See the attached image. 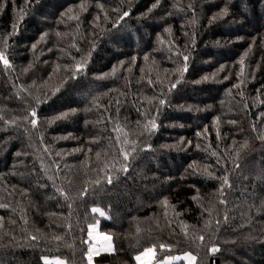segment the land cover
Returning <instances> with one entry per match:
<instances>
[{"label":"trees","instance_id":"1","mask_svg":"<svg viewBox=\"0 0 264 264\" xmlns=\"http://www.w3.org/2000/svg\"><path fill=\"white\" fill-rule=\"evenodd\" d=\"M0 3V51L11 64H0V264H88L89 225L113 247L92 264H137L153 246L154 261L190 252L195 264H264V0H160L151 12L155 0ZM184 55L188 70L169 91ZM153 117L157 128L145 132ZM133 147L128 171L113 168Z\"/></svg>","mask_w":264,"mask_h":264},{"label":"snow or ice","instance_id":"2","mask_svg":"<svg viewBox=\"0 0 264 264\" xmlns=\"http://www.w3.org/2000/svg\"><path fill=\"white\" fill-rule=\"evenodd\" d=\"M25 3L27 4L28 3V0H25ZM160 4V0H155V3H153V5L151 6V8L148 9V12H151L153 8H156L158 5ZM175 6V5H174ZM3 7V4L0 3V8ZM97 7L103 9V4H100V3H97ZM189 7H191V4H189ZM80 8L81 10H86L85 8V5L82 3L80 5ZM69 13L72 12V9L69 8L67 10ZM228 13V9L227 7H223L220 9V11L218 13H215L212 17L209 18V23L211 24L214 20L216 19H220V18H223L225 15H227ZM61 15H65V13H61ZM129 15V12L128 11H123L122 15H120L119 19L117 20V24L120 22V20H123L124 17H127ZM68 19H78V16H73V15H69L68 16ZM98 19V17H97ZM193 23H195V20H193ZM116 25L114 24L113 27H115ZM12 28L14 30H16L17 28V25L14 23L12 25ZM165 31L166 32H169L170 29L169 28H165ZM12 35V33H7L6 36H5V43L7 42V36H10ZM46 34L44 33H41V40L44 39V36ZM57 35L59 36L60 33H57ZM185 35H187V33H185ZM158 40L160 41V43H163L164 41L162 39H160L158 37ZM37 43H39V41H37ZM192 44L194 45L195 44V34H193L192 36ZM32 48L33 50L36 48V43H34L32 45ZM252 48V45H249V50ZM247 51L241 55V57L239 58V65H240V70L237 72V79L239 81V83L237 84H233L232 87L233 88H239L240 87V84L243 83V80H242V77L245 75V57L247 56ZM135 57L132 58L133 62H135ZM145 59H147V57H145ZM183 60H184V64L181 68H178L176 71L179 72V76L176 78L175 82H172L169 84V91H171L172 89H175L177 87V84H179L181 82V80L183 79V76H184V73L188 70V60H189V56L188 55H184L183 56ZM121 63H123V61H121ZM0 64H3V66L5 67V69L7 68H10L11 67V64L8 60V58L6 57L5 53L3 51H0ZM86 64V60L85 61H82V62H78L76 65H75V70L73 71L72 73V78H75L76 75L79 73V71L81 69L84 68ZM225 69V66L224 65H220L219 69H217V71L213 72L212 74H206L204 75L203 77H201V80H208V79H214L218 76V73L220 71H224ZM25 71H27V69H25ZM113 74H115L116 72V67L113 66ZM104 76L108 75L107 73L103 74ZM224 79H228L227 76L224 77ZM201 81L200 80H197V81H194V83H200ZM149 83H151V81H149ZM55 91V90H54ZM241 96H243V94L241 93L240 94ZM119 103V101H118ZM166 103V100L165 99H159V105L163 106L164 104ZM247 107V105H245ZM71 111H76V109H71ZM30 117H31V120H30V123L31 125L33 126V128L37 127V123H38V114L36 112V110L33 108L29 114H28ZM264 115V114H262ZM67 116V113H60L58 116H54V117H51L49 120H48V123H52L53 120H56V119H61L63 117ZM25 119H27V117H25ZM218 121H217V118H214L213 120V123L216 124ZM5 123H15V120L13 121H5ZM232 123H235L234 121H232ZM157 128V124H156V121H155V117H153L151 120H148L144 125H143V129L145 132H148V133H151L152 131H154L155 129ZM253 131H256V128L255 126H253ZM201 135L200 132H197V136L199 137ZM258 139H260L261 141H264V131L260 132L257 136ZM183 137H181V141H183ZM218 139H219V135H218ZM125 144H128V143H131L133 145L136 144V141L133 140V141H128V140H125L124 141ZM190 143V142H189ZM247 141L244 142V144H242L240 147L241 148H244L247 146ZM145 147H150V145H145ZM165 147H169L168 145H165ZM197 147H199V145H197ZM136 151L135 147H133L131 150H128V149H125V148H121V151H120V156L122 157V161H116L112 164V167L115 168L117 171H124V172H127L128 171V161L130 160V158L132 157V154ZM17 155H19V153H17ZM213 155H215V153H213ZM237 155H239V153L237 152ZM97 156H99V153H97ZM219 162V161H218ZM189 168H192L195 172H200L201 170L206 173L208 176H212L213 173L209 172L208 171V166L207 165H203V166H198L196 165L195 162H193V164H190L189 165ZM222 185H221V195H223V192H222V189L225 185H228L229 181H228V178H227V175H225L223 178H222ZM112 182V176L111 174L108 175V183L110 184ZM96 183H99V181H96ZM58 191H60L61 195H64V192L63 190L61 189H58ZM81 195H83V193H81ZM167 200L165 199L164 201V205L165 207H167ZM221 203H223V201H221ZM5 205L3 204H0V207H4ZM92 212L93 213H98L100 215H105V213L99 208V207H93L92 209ZM95 230V226L94 225H89V236L92 237L93 236V232ZM187 234V233H185ZM97 235H102V234H99L97 233ZM32 239H36V237H31ZM53 239H60L58 236L56 237H53ZM102 239L107 242V246L103 249L104 251H111L112 250V246H111V243H110V240H111V237L109 235H102ZM199 239L201 241L204 240V236H199ZM159 247L161 249H164L166 247V245L164 244H160ZM100 249H97V248H94V247H89L88 248V251L87 253H85L86 255V258L88 260V264H92V257L93 255L97 254L98 251ZM219 251V248L217 246H215L214 244L209 247L207 249V252L208 254H212V253H215V252H218ZM154 256V246L153 247H148V248H145L143 252L137 254L134 259L138 262V264H150V261L151 259L153 258ZM147 258V259H145ZM42 259L45 261V264H50V262L48 261V258L46 256L42 257ZM172 259H183L185 261H187V264H195L196 260H197V257L193 254H191L190 252H184L183 256L182 257H168V260H172ZM56 264H64L63 261H60V260H57L56 261ZM161 264H167V261H163L161 262Z\"/></svg>","mask_w":264,"mask_h":264},{"label":"crops","instance_id":"3","mask_svg":"<svg viewBox=\"0 0 264 264\" xmlns=\"http://www.w3.org/2000/svg\"><path fill=\"white\" fill-rule=\"evenodd\" d=\"M95 229L97 230V233H98L99 230H98V226L97 225H95ZM95 232L96 231L94 230L92 237L89 236L90 246L91 247H94V248H97V249H100L98 251V253H101V252H106V253L111 252L113 250V247H112V250L111 251H104L103 250L107 246V242H105L102 239V235H97V233H95ZM110 243H111V240H110ZM111 246H112V243H111ZM97 254H95V255H97ZM182 256L183 255H175V256H170V257H182ZM145 259H147V258H145ZM163 261H167V264H175V263H179V262H184V264H187V261H185L183 259H172V260H168V257L165 258V259H163V260H159V261H156L155 260L154 261V256L151 259L150 264H161V262H163ZM50 263L56 264V260L55 259H51ZM137 264H138V262H137Z\"/></svg>","mask_w":264,"mask_h":264},{"label":"rangeland","instance_id":"4","mask_svg":"<svg viewBox=\"0 0 264 264\" xmlns=\"http://www.w3.org/2000/svg\"><path fill=\"white\" fill-rule=\"evenodd\" d=\"M95 233H97V230L95 229ZM99 234H102V235H106V234H104V233H101V232H98ZM93 256H95V255H93ZM93 258V257H92ZM56 261L58 260V259H55ZM48 261L50 262L51 261V259H48ZM50 264H53V263H50Z\"/></svg>","mask_w":264,"mask_h":264}]
</instances>
